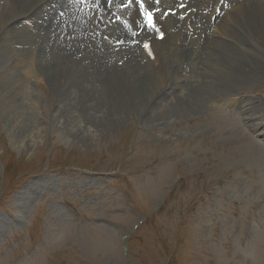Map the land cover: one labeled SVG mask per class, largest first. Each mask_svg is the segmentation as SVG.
I'll return each mask as SVG.
<instances>
[{"label":"rangeland","instance_id":"1","mask_svg":"<svg viewBox=\"0 0 264 264\" xmlns=\"http://www.w3.org/2000/svg\"><path fill=\"white\" fill-rule=\"evenodd\" d=\"M10 1L7 20L26 9H30L26 15L32 14L42 5L34 6L33 0ZM98 1L103 18L111 24L109 20H115L118 9L107 8V0ZM88 3L93 4L90 0ZM40 9L43 10L42 6ZM41 11H34L33 19L26 18L24 25L12 24L2 33L6 35V42L19 43L17 48L21 53L16 59L27 58L25 65L19 62L15 77L25 83L24 87L30 86L29 95L33 91L36 94L25 96L23 103L33 106V101L40 102L35 105L28 123L20 129L16 123L3 119L5 115L0 111V264H47L60 252L63 255L54 264H264V149L247 139L241 127V123L254 114L264 118V57L248 62L244 66L247 67L246 77L239 80L241 87L227 89L225 93L229 94L224 95L227 98L221 100L225 106L236 108V103L228 101L238 95L240 100L249 99L244 102L246 108H242L247 110L244 121L240 118L243 115L238 113V117L235 110L228 109L224 113L213 104L212 98L220 95H210L209 88L194 85L198 61L193 59L195 63H191L192 56L187 53L194 54L198 46L192 49L191 43L184 46L186 59L182 58L180 63L181 69L187 67L185 71L178 72L177 82L168 86L166 92L155 91L156 98L150 101L147 94L142 102L134 101V92L129 91L134 86V74L124 67L132 71L134 63L138 67L136 61L127 59L130 48L119 52L124 54V65L123 61L113 60V65L107 69L106 62L107 71L103 74L101 66H86L87 82L95 85L90 93L83 91L84 95L96 94L111 107L117 102L114 90L120 94L119 103L131 107L121 109L123 116L113 125L81 123L82 128L91 126L97 132L98 137L94 139L92 135H85L86 128L69 132L70 126L61 127L58 121L49 119L47 110L57 109L49 99L53 95V79L61 71L60 62L52 64L49 71L42 59L39 62L37 56L35 58V48L31 51L21 48L40 43L39 34L32 33L30 26L39 25L35 18L40 17ZM95 20L93 24L98 25ZM86 22L84 20L83 25ZM194 22L202 24V21ZM133 25L137 27L135 21ZM126 26L120 23L119 28L126 32L123 28ZM193 31L196 34V29ZM126 33L130 39V32ZM106 37L108 35L103 39ZM205 40L198 51H206ZM62 43L65 42L59 45ZM165 44L170 51L177 48L178 52L179 46L173 38ZM74 46L83 50L77 51L74 57L82 55L80 53L86 49L77 42ZM250 46L251 43L246 44L247 49ZM261 47L264 51V45ZM110 48L105 47L107 53L101 49L100 55L105 59L110 53L116 57L118 52ZM161 58L165 64L166 57ZM63 61L66 67L63 72L77 74L84 67L78 62L68 67L69 61ZM31 62H34L33 68L29 66ZM85 62L92 65L91 57ZM113 67L118 70L108 72ZM174 69L170 70L176 75ZM243 71L245 69L240 73ZM153 74L155 77L159 73L153 71ZM128 76L132 78L131 86L124 82ZM182 77L189 82L185 84ZM104 78L108 81L101 80ZM141 78V82L147 79ZM46 85L50 90L44 94ZM193 85L199 94L209 99L207 107L176 111L175 104L178 109L183 102L181 90L191 89ZM164 90L161 86V91ZM190 93L187 91V95ZM126 95L129 96L124 98ZM64 97L60 95L58 99ZM107 100H111V104ZM137 103H140L139 110ZM27 108L25 112L30 113ZM109 125L111 127L106 129ZM257 140L262 141L260 137Z\"/></svg>","mask_w":264,"mask_h":264},{"label":"bare ground","instance_id":"2","mask_svg":"<svg viewBox=\"0 0 264 264\" xmlns=\"http://www.w3.org/2000/svg\"><path fill=\"white\" fill-rule=\"evenodd\" d=\"M4 1L8 6L3 5ZM83 1L87 4L89 0H83ZM94 1L96 0H92V3ZM177 1L178 0H160L162 6H165V8L179 10V5L177 6L175 4ZM221 1L222 0H191L188 4V7L185 10H179L178 12V15L186 14V10L191 9V13L187 15L185 18L181 19L182 20L181 22L183 23H177V21H180V19H177V16L175 17L170 15L167 19L163 20L162 15H157L156 21L159 25L162 26V30L165 33V38L162 41H158L155 38V35L144 27V24L142 22V17L140 15V10L137 7V5H134V8L129 7L128 9L122 10L117 5L119 0H113V4L111 5V8L115 7L116 9H118L117 11L119 12V15H121L122 18L118 23L115 24H112L111 20H109L111 22V24H109L106 18H103L101 14L102 9L101 12L97 11L93 17L92 14L86 13L83 15L82 18H80V20H76L77 18L75 13L76 11L75 6L77 3H80L77 2V0H33L34 6L39 3L42 4V5H38L35 8V10L33 9L36 13L41 11L40 9L41 6L43 9L39 14L40 17L35 18L38 20L39 25L34 24L35 25L34 28L30 26L31 30L34 31L32 33L39 34L40 43H38L36 46H29V45L21 46V48L30 49V51L34 50L35 48L36 49L35 58L37 56L36 59H38L39 62L42 59V64H44L45 69H49V71L51 70V68H53L52 64L54 65L57 64L56 61L60 62L58 63V66L65 64L64 63L65 61L63 60L69 61V63L67 64L68 67L71 63H77V62L78 65L84 66L81 71L77 72V74L72 70H70L72 72L65 71L61 74H57L54 77L53 85L54 84L55 85L53 90H51L53 95L52 98L49 99V101L55 104L57 106V109L56 111L47 110L49 114L48 115L49 119H51L52 122L55 123L58 121L61 127L70 126L71 128L68 129L69 132L70 131L74 132V130L77 129L81 130L86 128L84 131L85 135L87 136L92 135V138L94 139L97 138L98 134L97 132L91 129V126L82 128L81 123H83L84 121H86L87 123L88 121L87 124L110 123V125H113L114 123H117V121H119V118L123 116L121 109L130 110L131 107L128 105L127 106L125 105L126 106L125 107L124 105H122V103H119L120 94H118V92L114 90H113V95L117 94V98H116L117 102L115 104H112L111 107H108L106 105V101L105 102L100 101V99L96 96V94L90 96L84 95L83 91L86 90V92L90 93L93 90V86L95 85L94 82L91 81V79H89V81L92 82L91 85L88 84L87 82V79L89 77L87 76L89 74L87 67L94 66L97 68L98 66H101L102 68L101 74H103L105 71H107L106 62L108 69L111 64L113 65L112 63L113 60H117L116 63H118V61H124L122 58V55L124 54H120L119 52L120 50L124 52V50H128L130 48L131 53L130 52L128 53L127 55L128 57L126 56V54L125 56L130 62L134 63V61H136L138 67L135 63L133 67L135 70L133 71L130 70V68L128 67H124L125 70H128V72H130V74L132 75L134 74V79H133L134 86L130 85L132 84V78L129 76H128L129 78L124 82L127 83L128 86L132 87V89H130L129 91L133 90L134 101L142 102L141 99L145 98V94L148 95L147 98L150 101L154 99L155 91L166 92L167 89L170 88L168 86L172 87L174 83L177 82L176 77H179L178 72L185 71L187 67H185V69H181L180 63L182 61V58L186 59V57H183L184 46L186 44L191 43V46L193 47L192 49H194V46H198L194 54L189 51L187 53V55L190 53L189 55L192 56L190 60L191 63L192 61L194 63L195 61H198V64L196 65L197 67H195L194 69L196 71V74H194L195 79H193L195 81L194 85H197L198 83V85L202 86L203 89L209 88L208 93L210 95H213L214 93L218 94L217 96L220 95L221 97H215V99L211 97L213 104L216 105L217 107L219 106V108H221L224 113L228 109L235 110L236 114L240 113L241 115H243V117L240 118L243 119L244 121V118L247 114L246 113L247 110L242 108L243 107L246 108V105L244 104L249 99L240 100L238 99L240 95H238L234 99L228 101L229 103H236V108H229L225 106L224 104L226 103L221 100L227 98L224 96L229 94V93H225L227 89L228 90L236 89L238 88L236 87V85L237 86L240 85L241 87L239 80L246 77L245 72H247V67L244 66H247L248 62L250 61L261 59L264 57L263 54L264 51L261 47L262 45H264V0H223L224 5L220 3ZM9 2L11 1L0 0V17H1L0 47L5 44L0 49V111H2L3 115H5V118L3 119H5L8 123H16V127L20 129L23 128L26 125V123H28V121L30 120V114L33 112L35 105L38 104L40 100L37 99L33 101L32 104L33 106H28V103H23V99L25 98V96L29 98V96H34L36 94L33 91L29 95L27 92L29 91L30 86L25 85L24 87L23 85L25 83H23L22 80H19L18 77H15L17 72L16 69L19 62H23L24 64L26 63L27 58L24 57L22 59L18 57L16 59V56H20L19 54L21 53V52L19 53V49L17 48L19 46V43L6 42L5 40L6 35L2 37V33L7 29V27L4 25L9 24V22L12 21L13 22L19 20L25 21L26 18L30 20L34 16V15L32 16L34 11L32 12V14L26 15L30 10V9H26L23 10V13L16 15V17H13L10 20H7V10L12 6L11 3H10L11 5H9ZM144 3L146 5V8L148 9L161 7L160 5L159 6L156 5L155 0H144ZM60 10H63L64 14L60 12ZM217 13H218V17L213 22V16H215ZM41 14L42 15L45 14V16L43 15L41 17ZM95 15H99L101 20L99 19L98 21H96ZM109 15H111V13H109ZM22 16H24L25 18H23ZM125 19L135 21V23H137V27L136 26H135L136 28L134 27L133 21L127 22L124 21ZM84 20H87L85 25H83ZM94 20L96 24L98 23V25L93 24ZM24 21H21L19 23L23 24ZM194 21L198 23L202 21V24H195ZM224 21L227 22L225 25H222ZM120 23L122 26L124 24L128 25V27L126 28L123 27V28L126 32L128 33L130 32L129 34H131V37L129 38L132 39V41H129L130 39L126 37L128 36L126 32L121 31ZM18 24L16 23V25ZM209 24L210 26L207 30L208 27L207 25ZM61 25L63 26V28H61L60 33H57L56 30L55 32H53L54 26H57L56 28L58 29L61 27ZM195 26L196 27L198 26V29L195 28L197 31L195 32L196 34H194L193 31L195 30L194 29ZM116 27L118 28L120 27L119 29L124 35L121 32L119 33L117 31L118 28L116 29ZM140 27H144V30L141 34L133 32V30H139ZM98 30L101 32V35H97ZM189 30L190 32H188ZM80 31H87L89 33V37H87L88 33H79ZM187 33H189L188 36L186 35ZM82 34L84 35L82 36ZM67 35L69 38H67ZM104 35L109 36L107 40L103 39ZM121 37L124 38L123 44L122 46H120V48L117 51L116 50L117 47L116 45H114L113 42L116 41L114 40L115 38H118L117 40L120 41L119 38ZM170 38H173L174 43L175 44L177 43V45L179 46L178 52L176 51L177 48L175 49V51L174 50L170 51L168 46H166V44L165 45L163 44L164 42L167 43V40L168 39L170 40ZM85 39H87V41H84ZM203 39H206L205 41L207 42L206 51L200 52L198 50L201 47L200 43L203 42ZM137 40H140L142 44L147 41L152 42L154 59L148 56V54L141 47V45L138 46L133 45V42H136ZM61 41L65 43L59 45ZM76 42L78 45L86 47L84 52L80 53L82 54L80 58L78 57L79 55H77L76 57L73 56L78 52L83 51L82 49L75 48L74 44ZM247 43H251L249 49L246 48ZM105 47L108 48L111 47L115 49V51L118 52L116 54L117 56L114 57V55H112L109 52L110 55L108 56L107 59H105L104 55L102 56L100 55L101 49L105 50V53L108 52L106 51ZM180 47L182 48L180 49ZM131 48H133V50H131ZM126 52L127 51H125V53ZM129 54H132V56L129 57ZM210 56L213 58L208 61ZM90 57L92 60V65L90 64L86 65L85 61L88 60ZM126 57L124 58L125 60ZM161 57H166L165 64L163 63ZM124 63L125 61L123 62V65ZM252 64L253 66H256L254 62H252ZM29 66L33 68L34 62L33 63L31 62ZM190 67L191 66L188 65V68ZM137 68L138 70H136ZM171 68H175L174 70H176V75L173 72H171L170 70ZM242 69H245V71L242 72L243 74L240 73ZM115 70L118 69L113 67V69H110L108 72ZM228 70L230 72H228ZM153 71L159 74L157 75L155 74L154 77ZM33 72H35L34 73L35 75L38 73L35 70H33ZM19 75L20 74H18V76ZM140 77L142 78L147 77V79L141 82L139 81ZM182 78L185 79L184 77ZM101 80L108 81L107 78ZM26 81L28 82L29 80L27 79ZM40 82H41V77H40ZM187 82L189 81L186 80L184 83L186 84ZM39 84L40 83H38L37 85L38 87L36 91L38 92V95L40 88ZM194 85L193 88L191 89L181 90L180 97L183 102L182 103L180 102V104L178 105L179 106L178 109L176 108L177 104H175L176 111L185 112L186 110L187 112V107H190L191 110L205 109L207 107L209 103V99H207L206 96L204 98L202 94H199V92H197L198 89L195 88ZM161 86L165 89L164 91H161ZM43 88H44L43 90L44 94H46L47 91L50 90V87L47 88V85L46 87ZM23 89H26V91ZM60 91H62V94L60 93ZM187 91L188 92L191 91L190 95H187ZM54 92L56 94L55 98H54ZM60 95H64L65 97L58 99ZM128 96L129 95H126L124 98ZM44 98H46V96H44ZM185 99H187L188 102L185 101ZM107 101L110 104L112 102L111 100H107ZM81 107L82 110H79V108ZM136 107L139 110L140 103H137ZM25 108H27V110L30 108V113L25 112L26 111ZM79 111H81V113ZM94 111L96 112L98 111L97 112L98 114H96ZM113 111L117 113L118 117ZM164 112H166L165 109ZM157 113L160 114L161 111H158ZM38 116H40V114ZM246 120L248 123L244 121L245 123H241V127L245 131V134H247V139H251L257 142L260 146L258 144L257 145L264 149V142H260L259 140H257L258 137L264 138V130L263 131L260 130V129H264V118L260 116H255L254 114V116L247 117ZM249 123L252 124L253 128L249 126ZM110 125L105 126L106 129L111 127ZM99 128H101V132H102V125L101 127L99 126ZM62 255L63 252L57 253L54 259L48 260L49 262L47 264H54L55 260L62 257Z\"/></svg>","mask_w":264,"mask_h":264},{"label":"snow or ice","instance_id":"3","mask_svg":"<svg viewBox=\"0 0 264 264\" xmlns=\"http://www.w3.org/2000/svg\"><path fill=\"white\" fill-rule=\"evenodd\" d=\"M77 2H83V0H77ZM133 2V0H128V5H125V7L131 5ZM108 3L111 4L112 0H108ZM135 3L139 5L141 12H143L144 8H145V3L144 0H135ZM155 3L158 5L160 3V0H155ZM181 7H183L184 5L181 4ZM174 14V13H173ZM145 15L147 16V20H148V26L149 27H154V23H153V14L151 12L145 13ZM149 46L145 45V48L147 49Z\"/></svg>","mask_w":264,"mask_h":264}]
</instances>
